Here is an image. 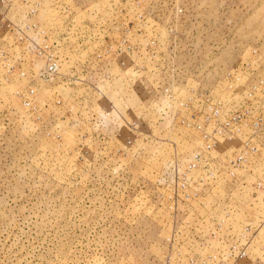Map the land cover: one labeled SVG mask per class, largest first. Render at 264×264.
<instances>
[{
  "label": "rangeland",
  "instance_id": "obj_1",
  "mask_svg": "<svg viewBox=\"0 0 264 264\" xmlns=\"http://www.w3.org/2000/svg\"><path fill=\"white\" fill-rule=\"evenodd\" d=\"M0 264H264V0H0Z\"/></svg>",
  "mask_w": 264,
  "mask_h": 264
}]
</instances>
